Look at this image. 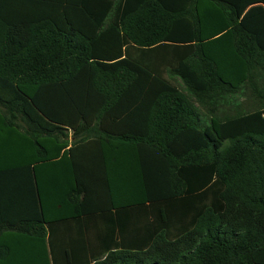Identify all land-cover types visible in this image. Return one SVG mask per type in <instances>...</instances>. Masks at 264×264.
<instances>
[{"label": "trees", "instance_id": "trees-1", "mask_svg": "<svg viewBox=\"0 0 264 264\" xmlns=\"http://www.w3.org/2000/svg\"><path fill=\"white\" fill-rule=\"evenodd\" d=\"M192 1L0 0V176L16 213L0 215V264H264V9L245 12L264 0H215L204 36ZM139 96L154 101L144 129L107 139L138 149L124 177L86 191L65 131H104L108 102ZM95 214L109 228H44Z\"/></svg>", "mask_w": 264, "mask_h": 264}, {"label": "crops", "instance_id": "crops-1", "mask_svg": "<svg viewBox=\"0 0 264 264\" xmlns=\"http://www.w3.org/2000/svg\"><path fill=\"white\" fill-rule=\"evenodd\" d=\"M196 4L198 6V12H192V14L188 16L189 18H187L189 19V21L187 20L186 23L188 24L189 22L191 25L195 26L198 22H200L202 26L201 31L204 36L205 33H209L211 29H215V0H199L197 1V3L195 2V0H193L192 3H186L184 6L185 8L195 7L194 5ZM252 7L264 9V2L255 1L254 4H250L248 5V7H246L245 12ZM196 14L198 16H196ZM116 22L117 19L115 18H106L104 23L109 25L110 23ZM201 42L204 44H206L207 42V46L205 49L207 55L215 57V37ZM196 44L199 43H191L192 47H195ZM190 53V59L194 62L196 61V56L201 55L200 49L197 47L191 50ZM191 72L194 76L195 74H199L200 72L203 73L200 67L196 68V66L192 67ZM165 75L166 78L171 80L174 86L185 91L184 85L181 84L180 80L177 77L171 76L168 72ZM214 100L215 99H213L212 101ZM190 101L194 105V108L197 112V119L200 123V127H205L202 124L203 120H208V115L206 114L205 109L203 108L201 103L196 101L195 99L191 98ZM153 102V100H149L147 98H144L143 96L132 99L112 98L108 103L110 105L118 104L120 106L114 109L113 113L110 116V119L106 117V119L104 120V127L106 128L104 131H97V133L93 131L94 128H98L99 120H96L93 124L86 128L78 126V128L81 127L80 131L78 132H74L69 129L65 131L68 141V146L65 150H68L69 148L73 149V156L71 155V157H73L72 164L73 167L79 169V176L81 175L80 180L82 181V184L84 185L86 191L91 192V189H93L94 186L95 190L100 192V195H102L101 192H104L105 184L107 185V181H109V183L112 182L116 184L117 179H122L124 177V175H122L124 173L117 174L118 172H116V170H123V168L127 166L124 165V160H129L130 163V161L134 159V153H136L138 149L136 146L110 144V140L107 139H111V135L117 136L120 133L135 132L138 126L130 125L128 122H130L131 124L135 122L140 126L143 125L144 129V120L148 118V109L146 106H148V103H151V105H153ZM234 102L242 105H245L246 103H256L255 99L250 95L239 96L237 99H234ZM6 165L7 169H9V162ZM0 170H4V165H0ZM97 178L101 180H98ZM14 180L15 178L12 177L10 179V177L0 176V215L2 216H13L16 214L14 210L15 205H11L10 203L14 202L15 198ZM105 216L106 214H95L86 215L84 217L76 219L61 221L59 220L58 222L50 225L45 224L44 228H80V231H82V228H109V223L104 220ZM12 234L14 233H3L4 236H10ZM62 238L64 239L63 229L60 230L59 235V239L62 240ZM64 242L65 240H63V243ZM75 247L76 246L73 245V248ZM81 247H85L82 240L80 242V248ZM59 251H61L60 248ZM82 258H84V255H82ZM64 263V255L59 252V264ZM6 264L9 263L6 262Z\"/></svg>", "mask_w": 264, "mask_h": 264}, {"label": "rangeland", "instance_id": "rangeland-1", "mask_svg": "<svg viewBox=\"0 0 264 264\" xmlns=\"http://www.w3.org/2000/svg\"><path fill=\"white\" fill-rule=\"evenodd\" d=\"M202 124H203V126H206L208 124V120L207 119L203 120Z\"/></svg>", "mask_w": 264, "mask_h": 264}]
</instances>
